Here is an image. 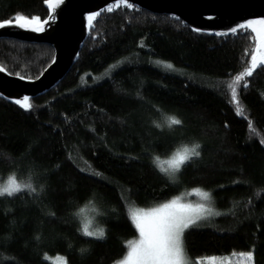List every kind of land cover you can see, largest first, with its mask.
Instances as JSON below:
<instances>
[{
	"label": "trees",
	"instance_id": "1",
	"mask_svg": "<svg viewBox=\"0 0 264 264\" xmlns=\"http://www.w3.org/2000/svg\"><path fill=\"white\" fill-rule=\"evenodd\" d=\"M126 3L98 11L77 61L58 85L29 97L30 109L0 97V175L35 168L46 186L39 196L0 199V264H53L54 256L113 264L138 235L131 202L150 208L194 188L211 193L213 214L186 230L188 256L251 251L253 264H264V68L246 77L247 89L237 86L239 103L227 86L252 67L254 33L207 34ZM49 13L46 0H0V21ZM54 53L48 43L0 39L10 74L35 79ZM160 108L182 125L157 131L150 120ZM193 139L201 156L178 180L153 168V152ZM93 194L107 212L103 241L79 235L71 215Z\"/></svg>",
	"mask_w": 264,
	"mask_h": 264
},
{
	"label": "water",
	"instance_id": "2",
	"mask_svg": "<svg viewBox=\"0 0 264 264\" xmlns=\"http://www.w3.org/2000/svg\"><path fill=\"white\" fill-rule=\"evenodd\" d=\"M126 1L150 12L176 15L194 30L216 36L249 20L264 19V0H52L43 30L12 25L0 27V39H18L29 43H48L55 50L52 62L35 79L8 73L0 66V97L23 102L25 96L43 94L68 73L91 28L88 17L110 3ZM3 22V21H0ZM240 30V29H238ZM250 31V29H248ZM255 35V34H254Z\"/></svg>",
	"mask_w": 264,
	"mask_h": 264
},
{
	"label": "snow or ice",
	"instance_id": "3",
	"mask_svg": "<svg viewBox=\"0 0 264 264\" xmlns=\"http://www.w3.org/2000/svg\"><path fill=\"white\" fill-rule=\"evenodd\" d=\"M51 7L52 0H46ZM63 0H56V3H62ZM126 7L131 8L133 5L129 2ZM108 11H112L108 7ZM99 13L91 14L88 17L89 22ZM29 27L31 30H43V23L38 17H25L23 14H15L12 20L0 22V27L12 25ZM238 29H250L249 33H241L251 35L254 33L253 41L256 47L251 55L252 67H248L246 73L237 75L233 81L227 86L231 89L232 100H237V86L243 83V88L247 89L248 84L246 77L252 76L257 67L264 68V19L249 20L230 29L231 33H237ZM227 33H218V35H226ZM157 65L162 64L161 61H155ZM165 67L171 69V64H165ZM231 76V74H229ZM29 98L25 96L23 102L17 100V104H21L25 109H30L32 105L28 103ZM264 142V141H262ZM175 182V180H173ZM199 195L204 201L212 202L210 192L200 191ZM213 214V210L206 208L204 204H181L179 199H173L170 202L163 203L158 207L148 210L135 207V202L130 205V220L135 229L138 231V239L127 242L128 251L123 260L118 264H195L186 255L184 245V234L186 230L192 227H200L206 222L208 216ZM240 258L248 262H253L252 252L240 254ZM201 264H215V260L209 259L201 261Z\"/></svg>",
	"mask_w": 264,
	"mask_h": 264
},
{
	"label": "clouds",
	"instance_id": "4",
	"mask_svg": "<svg viewBox=\"0 0 264 264\" xmlns=\"http://www.w3.org/2000/svg\"><path fill=\"white\" fill-rule=\"evenodd\" d=\"M157 111L158 117H153L150 120V125L157 131L171 133L176 127L182 125L183 121L177 114L162 108L157 109ZM201 149L202 144L198 140H181L167 154L162 155L159 152H153L151 164L157 172L167 179L178 180L185 165L201 156ZM45 187L35 168H29L24 172L13 169L0 175V199L14 198L18 194H27L30 197L39 196L44 192ZM71 215L78 225L79 235L101 241L107 238V224L102 222V218L106 217L107 212L97 202L94 194L71 209ZM80 251L84 253L88 250L81 248ZM113 264H118V261H114Z\"/></svg>",
	"mask_w": 264,
	"mask_h": 264
},
{
	"label": "rangeland",
	"instance_id": "5",
	"mask_svg": "<svg viewBox=\"0 0 264 264\" xmlns=\"http://www.w3.org/2000/svg\"><path fill=\"white\" fill-rule=\"evenodd\" d=\"M201 190L202 191H207V190H205V189L203 190L201 188H194L192 191H188V192H185V193H182L180 195L172 197L171 200L179 199L181 204H191L193 206H196L197 204H204V206L206 208L212 209V207H211L212 202L204 201L202 199V197L199 195V192ZM185 197H189V198H185ZM171 200H168L166 202H162L161 204L170 202ZM161 204H159V205H161ZM159 205L154 206V207H158ZM154 207H150V208H141V207H139V208L148 210V209H151V208H154ZM134 239H138V235ZM242 253L243 252H240V253L231 252L229 254L222 255V256H219V255L218 256H209V255H207V256L196 257V259H191L188 256L187 252H186V255H187L188 258H190L192 261H194L195 264H201V261H206V260L213 259V258L215 260V264H253V262H248L246 260L241 259L240 258V254H242ZM244 253H248V252H244ZM124 257L122 259H120V261L123 260ZM48 258L50 259V261L53 264H65V261H66V258H63L62 256H54V257H48Z\"/></svg>",
	"mask_w": 264,
	"mask_h": 264
}]
</instances>
